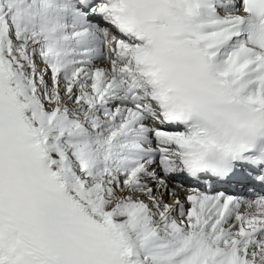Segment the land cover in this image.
Wrapping results in <instances>:
<instances>
[{"label": "bare ground", "instance_id": "6f19581e", "mask_svg": "<svg viewBox=\"0 0 264 264\" xmlns=\"http://www.w3.org/2000/svg\"><path fill=\"white\" fill-rule=\"evenodd\" d=\"M79 1L0 0V98L34 141L36 153L52 161L45 169L59 196L109 243H129L140 264H189L200 246L226 250L242 233L228 210L238 204L224 205L221 192L215 203L181 186L184 179L171 149L178 134L158 123L135 72L141 59L139 36L119 34L101 12L103 5L87 8ZM202 1L196 14L192 2L176 0L193 19L194 40H211L245 18L237 0ZM58 27L63 31L54 33L63 64L53 69L44 38ZM241 43L233 39L219 48L224 71L236 73L253 60ZM50 79L53 93L47 98ZM42 93L43 102L37 100ZM74 95L72 106L68 100ZM172 173L175 180L169 178ZM191 234L194 249L189 245L171 259ZM237 251L235 264H264V236L242 239Z\"/></svg>", "mask_w": 264, "mask_h": 264}, {"label": "rangeland", "instance_id": "374dc122", "mask_svg": "<svg viewBox=\"0 0 264 264\" xmlns=\"http://www.w3.org/2000/svg\"><path fill=\"white\" fill-rule=\"evenodd\" d=\"M24 10H25V11H24ZM24 10H23V13L25 14V13H26V9L24 8ZM27 13H28L29 15L31 14L30 11L27 12ZM28 14H27V15H28ZM10 25L12 26V24H10ZM51 80H52V79H50V83H51V84H50V88H48L47 91H46V95H47L46 97H47V98H51V97H52V93H53V89H52V88H53L54 85L52 84L53 82H51ZM64 90H65V88H64ZM44 95H45L44 93L40 94L39 97L37 98V100H40L41 102L46 101V100L44 99V98H45ZM61 96H62V97H61V104H64L65 101H64V96H63V94H62ZM75 97H76V95L72 96V98L68 100V104H70V105H72V106L75 105V103H76V101H75V99H74ZM69 108H71V107H69ZM86 109H87V107H86ZM78 113L81 114L79 111H78ZM87 120H88V122H87ZM87 120L85 121V126H89V127H90V126H91V123H89L90 120H89V119H87ZM175 172H176V171H175ZM176 175H178V174L176 173ZM169 178H170V180H175V179H176V177H174L173 173L170 174V177H169Z\"/></svg>", "mask_w": 264, "mask_h": 264}]
</instances>
